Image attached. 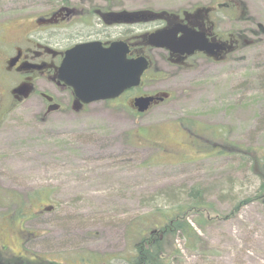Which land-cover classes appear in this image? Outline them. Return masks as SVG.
Returning <instances> with one entry per match:
<instances>
[{"label":"rangeland","instance_id":"rangeland-1","mask_svg":"<svg viewBox=\"0 0 264 264\" xmlns=\"http://www.w3.org/2000/svg\"><path fill=\"white\" fill-rule=\"evenodd\" d=\"M113 2L127 12L156 13L230 2L215 14L219 32L243 39L224 61L167 68L152 85L171 98L141 117L119 105L127 96L78 112L63 104L47 114L41 90L68 100L41 82L35 95L7 108L0 122V239L13 253L5 258L83 264L94 256L89 264H130L143 235L135 227L150 226L195 187L206 191L203 217L189 216L201 241L190 250L181 235L171 237L165 264H264V204L242 205L261 185L260 171L229 150L210 156L201 146L264 148V0ZM19 205L27 215L21 222L11 219Z\"/></svg>","mask_w":264,"mask_h":264},{"label":"flooded vegetation","instance_id":"flooded-vegetation-1","mask_svg":"<svg viewBox=\"0 0 264 264\" xmlns=\"http://www.w3.org/2000/svg\"><path fill=\"white\" fill-rule=\"evenodd\" d=\"M229 3L211 12L193 8L170 13L164 20L130 24L123 20L114 22L118 18L112 15L124 9L115 8L113 0H104L100 5L97 0H0V122L7 114V108L10 110L25 101L22 95L26 89H32L30 97L35 95L40 82L67 95L68 101L62 103L41 90L38 97L47 114L63 111V104L73 110L84 109L77 103L73 91L59 83L58 77L67 52L90 42L100 43L104 48L115 42L126 43L130 49L128 59L144 56L149 60V69L144 73L140 86L115 100L120 102L127 96L119 105L130 108L135 116L140 117L133 107L134 101L143 97L157 99L165 94L152 83H157L167 68H189L196 59L218 61L199 52L188 55L153 48L149 45L151 35L170 30L176 40L185 34L196 40H207L224 49L219 58V61H224L237 51L243 39L241 33L219 32L215 14L225 12ZM231 11L235 13L237 9ZM146 81L151 85L146 86ZM170 98L171 94L162 102L155 100L151 110ZM2 242L4 245L0 239V263L3 254L13 252L8 239H2Z\"/></svg>","mask_w":264,"mask_h":264},{"label":"water","instance_id":"water-1","mask_svg":"<svg viewBox=\"0 0 264 264\" xmlns=\"http://www.w3.org/2000/svg\"><path fill=\"white\" fill-rule=\"evenodd\" d=\"M167 14L142 11L122 12L113 14L117 17L114 22L124 21L130 24L149 20H164ZM171 35L170 30H164L151 35L149 45L155 48L167 49L173 53L194 54L205 53L209 57L217 58L223 48L213 46L207 40L201 41L190 38L185 34L179 40ZM177 48V50H176ZM129 47L124 43H114L109 48H103L100 43L81 44L69 50L59 71V80L73 90L81 105L114 100L125 91L137 87L141 83L144 72L149 68L145 57L129 60ZM29 89L23 94L29 96ZM163 95L159 101H163ZM154 98H140L134 103L139 113L149 110Z\"/></svg>","mask_w":264,"mask_h":264},{"label":"trees","instance_id":"trees-1","mask_svg":"<svg viewBox=\"0 0 264 264\" xmlns=\"http://www.w3.org/2000/svg\"><path fill=\"white\" fill-rule=\"evenodd\" d=\"M191 135L193 136L192 130ZM216 137L219 138V134L215 132ZM195 137L194 136L192 138ZM195 141V140H194ZM211 141L209 138L206 141L197 142L200 144ZM196 142V141H195ZM204 151L210 150V156H224L228 152L239 155L243 161L247 158L249 164L254 163L257 169L260 171L259 174L262 177L263 181L261 185L257 188L256 193L252 197H247V199L242 202V205L250 203L252 201H257L261 204H264V148L263 149H247L242 150L235 145H230V143H224L223 145L214 146L213 149H208L204 145H201ZM205 153V152H204ZM204 189L192 188L189 191H185L179 195V200L175 202L174 205L169 207L167 212H160L159 217L156 218L150 226L142 228L143 225L135 227V229L142 230L143 235L135 242V251L136 255L131 258L130 264H165L166 256V246L168 240L171 237L176 235H181L187 244V248L190 250H196L198 242L201 241V238L198 232L189 222V216L193 213L203 217V211L206 209L205 202V193ZM239 204V203H238ZM235 205L233 212L239 208L240 205ZM160 211V210H159ZM26 216L22 215V207L19 205L18 215H12V220H18L21 222L22 219H25ZM134 229V230H135ZM134 232V231H133ZM2 255V254H1ZM0 255V256H1ZM93 258V259H92ZM93 261H96L94 256L91 258H81L80 262L83 264H89ZM73 264H77L78 260L73 259L71 261ZM0 264H64L59 261L46 259L41 256L32 257L31 259L23 258L20 256L12 257L7 260L4 257H1Z\"/></svg>","mask_w":264,"mask_h":264}]
</instances>
